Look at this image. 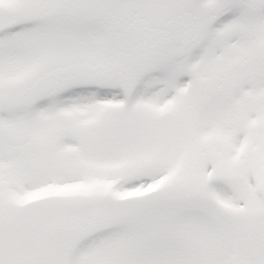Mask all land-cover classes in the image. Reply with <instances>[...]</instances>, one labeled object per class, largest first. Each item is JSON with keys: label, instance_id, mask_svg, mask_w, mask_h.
Returning a JSON list of instances; mask_svg holds the SVG:
<instances>
[{"label": "snow or ice", "instance_id": "snow-or-ice-1", "mask_svg": "<svg viewBox=\"0 0 264 264\" xmlns=\"http://www.w3.org/2000/svg\"><path fill=\"white\" fill-rule=\"evenodd\" d=\"M0 264H264V0H0Z\"/></svg>", "mask_w": 264, "mask_h": 264}]
</instances>
